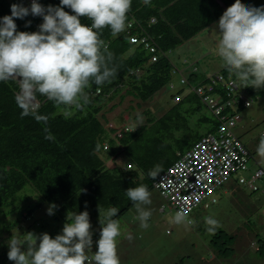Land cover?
<instances>
[{
	"label": "trees",
	"instance_id": "obj_1",
	"mask_svg": "<svg viewBox=\"0 0 264 264\" xmlns=\"http://www.w3.org/2000/svg\"><path fill=\"white\" fill-rule=\"evenodd\" d=\"M18 2L22 0H0V17L11 15V4ZM38 2L44 6L59 5V0ZM233 2L151 0L150 5L145 6L142 0H132L127 30L112 36L106 29L102 35L120 65L117 79L110 85H104L99 92L93 84L88 90L91 103L81 110L71 109L73 114L70 118L64 115L63 107L57 108L42 96L39 97L42 103L39 112L48 117L47 123L37 122L31 116L21 117V109L15 102L18 83L0 82V216L4 218L15 214L12 222L5 224L0 220V234L9 231L20 219L30 220L32 228L39 227L40 231L35 232L39 234L54 222H65L67 214L84 210L88 211L90 220L97 222L99 212L102 215L113 206L119 209V214L114 217L118 220L133 206L125 194L126 189L145 184L150 191L158 176L151 178L150 170L159 166L161 173L177 153L187 150L199 137L212 133L216 121L205 113L204 105L198 99L200 96L189 90L182 93V88L177 90L179 100L174 101L160 116L154 117L147 110L140 112L138 115H145L144 123L132 132L122 131L117 138L110 136L103 126L106 119L101 121L99 117H104L102 108L114 97L118 98L117 104L126 95L146 101L163 86L166 87L172 73V62L168 52H163L207 27ZM65 11L71 12L68 8ZM150 17H153L152 23L148 21ZM40 19L29 16L15 19L17 30L32 32L33 22ZM27 20L31 24L26 27ZM81 22L90 23L85 18H81ZM132 35L148 37L156 49L151 51L150 57L141 43L135 45L129 42ZM152 56L156 57L154 61ZM191 67L195 69V66ZM219 72L228 81L239 85L225 66ZM197 75L205 76L191 70L187 73L186 82L193 85L205 80V77L197 78ZM218 85L215 91H218ZM184 86L188 88L187 84ZM225 89L230 92L226 87L220 90ZM238 90L248 97L264 95V90H255L250 86L238 87ZM227 99H232V95ZM249 106L240 102L236 109L230 108L240 112ZM126 127L122 125L120 129L125 130ZM46 134H51L54 140L45 139ZM248 154L254 160L249 150ZM120 158H123L124 166L116 163ZM249 164L250 160L246 166L249 167ZM248 174V170L233 173L227 180L235 183L236 178ZM80 189L87 191L80 192ZM29 197H33L34 201L30 202ZM214 202L208 201L206 207ZM53 203L58 206L54 215L34 217L36 210L42 206L48 209ZM52 229L47 231L52 232ZM99 229L100 226L93 232V239L99 236ZM233 238L234 235L218 229L211 234L208 244L218 256L226 259L233 250ZM5 249L6 245L0 243V262L8 258ZM254 250L259 256L264 254L263 239L258 240Z\"/></svg>",
	"mask_w": 264,
	"mask_h": 264
},
{
	"label": "clouds",
	"instance_id": "obj_2",
	"mask_svg": "<svg viewBox=\"0 0 264 264\" xmlns=\"http://www.w3.org/2000/svg\"><path fill=\"white\" fill-rule=\"evenodd\" d=\"M142 3L147 6L151 0H142ZM65 8L71 12L65 11ZM131 10L132 0H59L58 6H44L38 0H31L30 7H25L22 2L11 4V15L0 17V82L18 83L19 91L15 95V102L21 109V117L31 116L37 122L46 124L48 117L39 112L42 106L39 97L42 96L57 108L63 107L64 115L70 118L73 114L71 109L81 110L91 103L88 90L93 84L97 86V92L104 85L112 84L119 75L120 65L116 63V56L102 39V35L106 29L112 36L125 32ZM29 15L42 17L38 30L18 31L15 19H24ZM81 18L90 23H82ZM148 21L152 23L153 17ZM30 24V20L25 21L26 27ZM215 25L219 33L217 55L228 72L239 82L235 88L250 86L255 90H264V6L254 7L243 3L242 0H234L223 11ZM145 38L153 46L148 37ZM129 42L140 44L136 41ZM145 49L150 57L151 52L148 48ZM221 68L205 75V79H209L210 75L223 76L219 72ZM180 79L184 81L179 80V83L186 85V79ZM225 81L228 79L224 78L219 82L218 91H215L214 84L212 91L222 99L226 98L227 93V89L220 90L225 88ZM165 85L173 88L170 80ZM188 90L191 91L190 88ZM246 96L245 94L250 103L251 100ZM174 97L178 99L174 100ZM179 98L180 95L176 91L172 100L177 102ZM198 99L208 114L215 119L216 129L218 118L206 108L200 98ZM223 114L229 116L235 113L232 108L226 107ZM109 122L111 121L107 120L106 124ZM238 122L236 120L232 131L245 145L240 135L235 132ZM123 123L129 125L128 130L132 132L143 124V116L138 115L134 125L127 122L119 125ZM106 124L104 122V128ZM45 132L48 133L47 128ZM214 132L215 130L212 131ZM260 135H264V129ZM45 139L54 140V137L46 134ZM256 151L257 155L264 159V138ZM249 160L254 161L251 158ZM258 167L261 168L256 164L254 168L248 167L247 170L251 173ZM159 172L160 168L157 166L150 170L149 176L155 178ZM263 174L262 169L261 176L255 180V190L245 187L256 191V181ZM237 182L236 178L235 183ZM86 191L80 189V192ZM125 194L135 207L140 227L147 229L152 217L151 209L146 207L152 203L147 185L130 187L125 190ZM57 207L54 203L50 204L47 214L54 215ZM190 212L191 207L182 208L170 222L175 225L194 226L195 222L189 219ZM118 214L119 209L115 206L108 208L102 215L99 212L100 229L99 237L95 241V251L90 216L88 211L84 210L67 214L61 232L55 237L47 232H24L22 238L19 234L11 235L7 257L13 264H121L118 238L122 232L119 220L114 219ZM205 225L209 234H215L221 227L219 221L211 216L205 218ZM126 238L129 241L133 239L130 234Z\"/></svg>",
	"mask_w": 264,
	"mask_h": 264
},
{
	"label": "rangeland",
	"instance_id": "obj_3",
	"mask_svg": "<svg viewBox=\"0 0 264 264\" xmlns=\"http://www.w3.org/2000/svg\"><path fill=\"white\" fill-rule=\"evenodd\" d=\"M243 3L254 7L264 6V0H246ZM218 19L167 53L172 62L170 83L173 88L163 86L146 101L126 95L117 104L118 98L114 97L102 108L104 117H99L100 120L107 119L115 125H119L124 120H132L134 125L138 114L144 110L158 117L174 104L172 95L179 88L183 89L182 93L187 91L188 88L181 85L179 80L180 77L186 78L187 73L192 70V65L196 66V70L206 73H213L224 66L216 51L219 33L215 24ZM184 60L187 62L184 63ZM201 76L203 75H197V78ZM246 97L251 103L249 107L239 112L240 121L235 127V132L242 136L244 142L246 141L252 156L264 170V159H261L256 151L261 139L264 138V135H260L264 129V95ZM112 104L114 106L110 108ZM205 113L208 115V112ZM142 116L144 123L145 115ZM116 163L123 166V158L117 159ZM256 184L258 189L250 191L243 184L234 183L232 180L225 181L219 189L209 195L215 198L213 204L206 208L198 206L189 213V219L195 222L194 226L171 223V218L175 215L174 211L168 209L165 201L154 189H151L152 203L146 207L151 209L152 217L147 229L140 227L134 205L118 219L122 232L121 237L118 238V255L121 264H264V254L259 256L254 250L258 240H264V174ZM27 194L31 195L29 192ZM28 200L33 202L34 198L29 197ZM162 206H164L163 211H160ZM47 216V209L44 206L34 212L35 218ZM209 216L219 221L221 225L219 229L234 235L233 250L226 259L218 256L217 251L208 244L211 234L206 230L205 218ZM14 219L15 214L4 218L0 216V220L5 224ZM90 221L94 232L100 226L99 222ZM64 223L62 220L54 222L42 233L47 232L55 237L61 232ZM39 231V227L32 228L30 220L20 219L17 224L9 228V231L0 234V243L5 244V250L8 251L11 235L19 234L22 238L24 232ZM128 234L133 237L131 241L126 238ZM98 237L93 239V246ZM0 264H13V262L7 258Z\"/></svg>",
	"mask_w": 264,
	"mask_h": 264
},
{
	"label": "built area",
	"instance_id": "obj_4",
	"mask_svg": "<svg viewBox=\"0 0 264 264\" xmlns=\"http://www.w3.org/2000/svg\"><path fill=\"white\" fill-rule=\"evenodd\" d=\"M25 7H30L31 0H22ZM31 18L39 17L29 15ZM152 20V19H151ZM150 20V21H151ZM42 22L34 21L33 31L38 30V25ZM130 23L128 22V26ZM130 41L141 43L144 48H148L151 52L154 47L149 44L145 37L134 36L129 38ZM154 60V56L151 57ZM211 84L203 86L197 85L194 88L201 96V101L206 108L218 118L217 127L214 134H208L195 141L190 148L182 153H177V157L169 164V166L158 174L152 183L153 189L165 201L168 209L176 213L182 208L191 207V211L198 205L207 206L208 201H215L209 197V194L216 188L220 187L233 173L246 171L249 154L245 146L238 137L233 133L232 127L237 120V116L221 114V109L237 104L239 98L232 97L227 100L229 93L227 91L226 98L222 99L213 94L214 83L220 81V76H214ZM184 80H181L183 82ZM231 82L224 85L229 90L232 89ZM207 90L212 95L204 94ZM174 97V100H177ZM249 100L242 99L243 105H248ZM122 126L115 125L111 122L105 125L109 130L111 137H119ZM262 174L261 168H256L246 177H238V183L244 184L248 189L255 190V180ZM164 206L160 208L163 211Z\"/></svg>",
	"mask_w": 264,
	"mask_h": 264
},
{
	"label": "bare ground",
	"instance_id": "obj_5",
	"mask_svg": "<svg viewBox=\"0 0 264 264\" xmlns=\"http://www.w3.org/2000/svg\"><path fill=\"white\" fill-rule=\"evenodd\" d=\"M154 58L156 59V57L154 56ZM154 59V60H155ZM154 60H152V61H154ZM184 63H186L187 61L186 60H184L183 61ZM210 78L212 79V78H215V77H213L212 75H210ZM205 79L204 81H202L201 83H200V86H203V85H205V84H211L212 82H211V79ZM222 79H224V77L223 76H221L220 77V81L222 80ZM219 80L217 81L216 80V83H214L216 86L219 84V82H220ZM228 82H231V86H232V89L231 90H229L230 92H228L229 93V95H232V97H237V98H239V102L238 103H240V102H242V99H244L245 98V95L243 94V92H241V91H239L238 90V88H235L236 87V84H235V82L234 81H228ZM227 82V83H228ZM225 83H226V81L223 83V85H225ZM186 84H187V86H188V89L190 88V90H194V88H196L197 87V85H196V83L195 84H190L188 81L186 82ZM187 89V90H188ZM232 91V92H231ZM196 93V92H195ZM197 94V93H196ZM204 94H207V95H212V93H210L209 91H207V90H205L204 91ZM200 96V95H199ZM200 98H201V96H200ZM227 100H231V99H227ZM237 103V104H238ZM237 104H232V106H229V107H233V108H235L236 109V105ZM249 104L250 103H248V105H244V106H249ZM223 110H224V108H222L221 109V114H223ZM235 114H236V116H237V120L238 121H240V116H239V112H237V111H235L234 112ZM124 126V125H123ZM126 126V125H125ZM128 127V126H127ZM127 127H126V129H127ZM234 132V131H233ZM210 134H214V133H210ZM208 135V134H207ZM245 146V145H244ZM246 148V147H245ZM247 150V149H246ZM247 152H248V150H247ZM198 206H203L202 204L201 205H198ZM197 206V207H198ZM197 207H195V208H197ZM204 207V206H203ZM194 208V209H195ZM205 208V207H204Z\"/></svg>",
	"mask_w": 264,
	"mask_h": 264
},
{
	"label": "crops",
	"instance_id": "obj_6",
	"mask_svg": "<svg viewBox=\"0 0 264 264\" xmlns=\"http://www.w3.org/2000/svg\"><path fill=\"white\" fill-rule=\"evenodd\" d=\"M245 1H246V0H245ZM218 18H219V17H218ZM218 18H217V19H218ZM217 19H215V20H217ZM215 20H214V21H215ZM214 21H213V22H214ZM213 22H212V23H213ZM210 24H211V23H210ZM210 24H209V25H210ZM209 25H208V26H209ZM205 28H206V27H205ZM193 36H194V35H193ZM187 40H188V39H187ZM187 40H185V41H187ZM185 41H183L182 43H184ZM182 43H181V44H182ZM178 46H179V45H178ZM192 66H194V65H192ZM220 68H221V67H220ZM192 70H195V72H199V73L204 74V75H208V74H210V73L200 72V71L196 70V66H195V69H192ZM217 71H218V70H217ZM214 72H216V71H214ZM106 121H107V119H106ZM123 122H127L128 124H133V123H132V122H133L132 120H127V121L124 120ZM122 125H126V124L123 123ZM126 126H129V125H126ZM237 134H239V133H237ZM239 135H240V134H239ZM240 137H241V140L243 141L241 135H240ZM243 143L246 145L247 149L250 150V148L248 147L246 141H245V142L243 141ZM254 162H255L256 164H258V163L256 162L255 159H254ZM254 162H252V160H250L249 168H254V166H255V163H254ZM230 183H231V182H230Z\"/></svg>",
	"mask_w": 264,
	"mask_h": 264
}]
</instances>
